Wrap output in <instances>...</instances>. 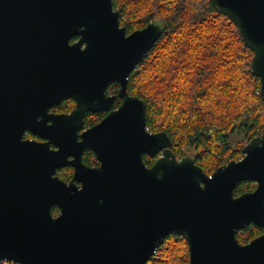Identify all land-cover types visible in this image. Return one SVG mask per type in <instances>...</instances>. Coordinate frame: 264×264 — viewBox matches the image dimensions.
<instances>
[{
    "label": "water",
    "instance_id": "obj_1",
    "mask_svg": "<svg viewBox=\"0 0 264 264\" xmlns=\"http://www.w3.org/2000/svg\"><path fill=\"white\" fill-rule=\"evenodd\" d=\"M210 2L251 49L264 101V0ZM165 29L154 19L127 33L112 0H0V259L147 264L175 234L187 243L188 264H264V134L208 174L194 155L176 158L166 132L148 131L144 99L126 89ZM110 82L120 84L116 109ZM66 98L70 113H48ZM102 110L85 128L84 115ZM26 130L46 139L31 162L36 140L24 139ZM86 148L98 166L82 163ZM65 165L74 168L68 181L54 175ZM242 181L256 186L234 196ZM250 224L262 233L239 242L236 232Z\"/></svg>",
    "mask_w": 264,
    "mask_h": 264
},
{
    "label": "trees",
    "instance_id": "obj_2",
    "mask_svg": "<svg viewBox=\"0 0 264 264\" xmlns=\"http://www.w3.org/2000/svg\"><path fill=\"white\" fill-rule=\"evenodd\" d=\"M112 6L127 33L154 19L166 24L130 73L128 90L144 99L146 128L166 132L176 158L193 149L196 164L209 174L242 156L241 147L229 142L235 132H242L247 141L264 134L260 81L249 71L252 51L210 0H112ZM94 120L87 114L84 125ZM144 161L152 163L146 156ZM254 188L253 181H242L233 194ZM52 211L57 214L58 209ZM261 233L250 224L236 237L244 243ZM188 258L185 240L169 234L147 264H188Z\"/></svg>",
    "mask_w": 264,
    "mask_h": 264
},
{
    "label": "flooded vegetation",
    "instance_id": "obj_3",
    "mask_svg": "<svg viewBox=\"0 0 264 264\" xmlns=\"http://www.w3.org/2000/svg\"><path fill=\"white\" fill-rule=\"evenodd\" d=\"M128 83H129V76L127 78L126 89H127L128 93L131 96H134V95L139 96L136 93L129 92ZM119 89H120V84L118 82H110V83H108V85L106 87V94L109 95V96H113L114 97L113 103H112V109L118 108L121 105V103H122V99L118 95ZM68 103H70V104H68ZM73 107H74V100L72 98H66V99H63L62 101H60L58 104H55V105L51 106L48 109V113H52V114H67V113H70V111L73 109ZM107 113H108V111H106V110L96 111V112H87L84 115V117L87 114H90V116L93 117L95 120H94L92 125H88V126L84 125V127L85 128H89V127L95 125L102 118H104L107 115ZM48 123H50V121H48ZM83 123H84V119H83ZM148 131H150V130H148ZM23 138L24 139H30V140H36L35 143H32V145H30L33 149H31L29 152H27L26 160L31 162L32 159L35 156H40L41 154L42 155L44 154V146H45L46 139H44L42 137H39L36 134H32L28 130L25 131V133L23 135ZM48 145H49V148L51 150L52 149H57V146H55L53 144H48ZM145 156L148 157L152 161L154 159L153 156L151 157V156H148V155H143V159H144ZM68 158L71 159L72 157L69 156ZM81 159H82V163L84 165H86V166L94 167V166H98V164H99L98 160L96 159L95 154L91 150H89L87 148L82 151ZM26 170H27L28 173L25 175V177L26 178L31 177V173L34 172V171L31 168H26ZM73 171H74V168L72 166H70V165L58 166L56 168V170H55L54 175H56L57 177H59L60 179H62L64 181H68L73 176ZM36 173L39 176V169H37ZM54 208H57V207L53 206L51 208V212H52L53 215H56L52 211ZM10 211H12V210H10Z\"/></svg>",
    "mask_w": 264,
    "mask_h": 264
},
{
    "label": "rangeland",
    "instance_id": "obj_4",
    "mask_svg": "<svg viewBox=\"0 0 264 264\" xmlns=\"http://www.w3.org/2000/svg\"><path fill=\"white\" fill-rule=\"evenodd\" d=\"M230 145L233 147V148H238V147H241L240 149H242V147L248 142L247 141V138H245L243 136V133L242 132H235L233 135H231L230 137ZM195 150L193 149H186L184 154H191V155H194L195 156ZM183 154V155H184ZM243 156V154H242ZM242 156H240L239 158H241ZM239 158H234V160H237ZM214 171V170H213ZM212 171V172H213Z\"/></svg>",
    "mask_w": 264,
    "mask_h": 264
},
{
    "label": "built area",
    "instance_id": "obj_5",
    "mask_svg": "<svg viewBox=\"0 0 264 264\" xmlns=\"http://www.w3.org/2000/svg\"><path fill=\"white\" fill-rule=\"evenodd\" d=\"M246 242H248V241H246ZM246 242H244V243H246ZM156 255H157V249H156V251L153 253V255H152L151 258L156 257ZM7 262L15 263V262H13V261H8V260H5V259H0V264H6Z\"/></svg>",
    "mask_w": 264,
    "mask_h": 264
}]
</instances>
